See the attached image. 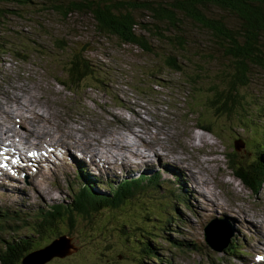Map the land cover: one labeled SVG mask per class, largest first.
Listing matches in <instances>:
<instances>
[{
  "label": "rangeland",
  "instance_id": "1",
  "mask_svg": "<svg viewBox=\"0 0 264 264\" xmlns=\"http://www.w3.org/2000/svg\"><path fill=\"white\" fill-rule=\"evenodd\" d=\"M34 1L37 4L32 8L15 1L0 3V7L15 12L5 14L0 19V90L6 87L3 76L14 79L17 74L22 79H35L32 86L25 84L13 91H2L0 100L4 101H0V110L7 103L15 104L18 110H23L24 105V109L31 114L30 121H33L26 124L28 134L25 137L38 139L48 135L51 121L62 112L64 99L66 103L70 101L65 88L54 79V74L63 69L73 52L84 50L83 55L94 67L93 74L109 88L107 92H100L86 83L78 87L75 99L88 106L90 118L80 123V128L67 127V135L80 134L78 147H86L90 157L88 146L92 145L94 148H108V155L121 154L120 164L125 162L130 165L131 158L135 161H131L132 165H139L135 172H131L134 177L144 172L162 173L159 187H138L136 196L127 199L124 205L104 207L92 213L90 218L76 219L78 223L70 230L71 240L67 239L70 249L62 258L48 264H54L56 260H63L61 264H159V261H152L146 255L141 262L139 248L145 244H150L162 260L172 259L170 264L253 263L258 251L262 252L257 240L264 237V186L258 194H254L236 183L230 176V170L225 167V156L233 152L244 165L252 163L258 156L264 160V148L258 152V142L264 144V76L253 78L254 83L250 88L236 84L235 90L243 98L242 106L231 111L230 116L223 112L221 117H217L208 103L221 91V96L226 95L232 78L228 75L230 68H227L229 64L226 59L216 52L209 34L203 30L186 23L184 52L174 43L149 39L153 52L146 53L122 44L114 37L100 34L90 14L75 13L64 20L52 11L39 9L41 3L47 6L46 0ZM61 42L66 47L63 50L57 46ZM9 45H16L15 49H22L20 51L28 57L20 60L21 63L14 61L6 54ZM165 53L179 57L180 72L164 67ZM201 56L205 57L204 62ZM198 67L206 70L196 72ZM155 84L163 87H154ZM60 94L62 98L58 97ZM166 95L168 98L163 99ZM116 97L123 105L126 103L135 115L134 119L130 117L133 119L130 124L123 127H120V123L116 126L117 120L126 122L114 109ZM104 102H110L111 107L103 106L101 111L97 105ZM41 110L47 114L42 120L39 118ZM144 110L158 116L159 111H166L169 116L163 117V124L158 126L153 120H143ZM171 118L175 121L172 122ZM0 124L5 126L2 117ZM200 127L205 132H199ZM208 128L210 131H206ZM135 130L149 144L133 145ZM124 131L127 134L123 136L121 133ZM115 136L117 140L113 146L107 145L111 140L109 138ZM128 136H131V140H128ZM139 146L144 149L143 154L138 151ZM235 147H240V150L235 151ZM180 149L181 153H177ZM204 156L210 159H202ZM165 157L169 160L177 158L182 167H189L196 175L197 182L208 180V186L203 187L204 192L191 183L194 197L188 195L180 174L163 167L166 166L164 164L169 165L167 161L164 163ZM111 162L115 163L116 160L106 158L108 168L104 167L99 175H92L97 183L102 180V184L106 185L108 176L121 180L130 178L113 175ZM121 167L125 170L124 166ZM39 173L45 177L46 187L42 183L34 187L28 183L12 193L0 190V210L3 211L0 213V247H4L6 241H18L28 236L31 231L27 223L35 222L40 212L52 203L67 204L71 201V193L62 184L60 172ZM73 173L74 167L67 164V180L69 174ZM217 181L223 184L219 185ZM104 185L98 188V194L108 195L109 190L103 189ZM14 187L17 185L13 184ZM178 195L186 205L179 204ZM221 215L228 217L224 219L235 226L237 234L234 244L224 253L217 254L204 246L203 226ZM172 216L174 218L170 225L161 231L158 226L165 225L163 218ZM256 229L260 230L262 236L255 233ZM151 233L157 236L154 238ZM171 240H188L197 247L181 251L169 244ZM106 246L109 247L103 250ZM99 251L103 254L98 255ZM242 253L248 256L242 257ZM78 259L81 260L79 263Z\"/></svg>",
  "mask_w": 264,
  "mask_h": 264
},
{
  "label": "trees",
  "instance_id": "2",
  "mask_svg": "<svg viewBox=\"0 0 264 264\" xmlns=\"http://www.w3.org/2000/svg\"><path fill=\"white\" fill-rule=\"evenodd\" d=\"M6 1L26 4L30 8L37 4L34 0H2L0 3ZM46 2L47 6L45 3H41L42 7L39 9L52 11L64 20L75 13L90 14L96 30L100 34L114 37L122 44L134 46L146 53L153 52L149 39L164 41L168 44L174 43L181 52H184L187 43L184 33L186 23H191L209 34L212 46L229 64L227 65V68H230L228 75L232 78V83L227 86V91H225L226 95L221 96L223 93L221 91L215 94L213 100L208 103L217 117H221L223 112L230 116L231 111L242 106L243 98L235 90L236 84L250 88L254 83L253 78L258 75L264 76V0H46ZM9 13L14 14L15 12L12 9L0 7V19ZM145 18L148 19L145 20ZM16 40L19 42L18 38ZM15 46L9 45L6 54L14 61L21 63L20 60L27 58L28 55L20 51L22 49H15ZM57 46L62 50L66 48L64 42ZM83 51L73 52L70 59L65 61L63 69L54 74V79L67 90L70 98L76 102L81 101L75 97L77 96L76 90L83 83L92 85L93 89L100 92H107V88H109L105 82L93 74L92 68L94 67L83 55ZM178 59L179 57L176 55H166L165 53L163 65L169 70L180 72L182 68ZM201 60L204 62L206 59L201 56ZM205 70V68H196V72ZM154 87L162 88L163 85L155 84ZM115 102L119 104L117 97ZM242 111H244V107ZM206 131H210V129L208 128ZM235 156L232 154L229 158L230 165L232 163L237 165ZM256 161L260 163L258 166L264 167L263 159L257 157ZM239 175L253 189L259 187L263 182L242 171ZM150 180L152 181L153 178ZM132 195L129 185H125L123 182H119L118 189L113 193L110 190L108 195H101V193L97 195L91 189H85L69 204L50 207L43 214L35 237L38 240L44 239L46 244V241L53 240L52 233L60 224L65 230L64 235L67 233L71 235L70 230L78 223L76 219L90 218V216H86L97 213L104 207L117 208ZM157 220L162 221L160 218ZM158 228L161 231L164 230L162 225H159ZM124 233L127 234V232ZM151 235L157 236L153 233ZM168 242L178 250H181L182 247L187 248L178 240ZM33 244L32 238H21L14 244L5 242L4 248H0V264H19L22 252H29L33 248ZM187 245L192 246V244ZM108 247H104L103 250ZM142 250L143 252H141ZM150 252V244L139 248L141 262L144 255L150 260L154 259ZM102 254L101 251L98 252V255ZM80 261L78 259L77 263ZM62 262L63 260H56L54 264Z\"/></svg>",
  "mask_w": 264,
  "mask_h": 264
},
{
  "label": "bare ground",
  "instance_id": "3",
  "mask_svg": "<svg viewBox=\"0 0 264 264\" xmlns=\"http://www.w3.org/2000/svg\"><path fill=\"white\" fill-rule=\"evenodd\" d=\"M8 95V94H7ZM35 98V97H34ZM30 102L32 101V98H31V100H29ZM19 103L22 105L23 103L21 102V100L19 101ZM29 106H30V104H29ZM24 108H26L24 105H22V109H24ZM30 111V110H29ZM36 111V110H35ZM34 113V112H33ZM37 114V113H36ZM39 118H40V120H42L43 119V116L42 115H40L39 114ZM30 122H33V121H29V123ZM49 124V123H48ZM36 125V124H35ZM47 127H48V125H47ZM167 127H169V126H167ZM49 128V127H48ZM171 128V127H170ZM172 129V128H171ZM171 132H173V130L171 131ZM133 133V132H132ZM135 134H133L134 136L132 137L133 139H134V144L133 145H136V144H139V143H143V144H149V143H147L145 140H144V138L142 137V136H140V135H138V133H137V131L135 130V132H134ZM146 133H148V132H146ZM150 133V132H149ZM46 134V133H45ZM123 136L125 135V134H123V133H121ZM165 134H167L166 132H165ZM172 136H173V134H171ZM25 139H28L27 137H24ZM147 138V137H146ZM173 138H174V136H173ZM109 139H111V140H109V143H107V145H109V146H113V143H114V141H116L117 140V136H115L114 138H109ZM82 146V145H81ZM85 150H86V147H84V146H82ZM89 147V149H90V152H91V156H93V157H95L96 155H97V152H95V150H94V147L92 146V145H89L88 146ZM149 148V147H148ZM156 148H157V151H159V147L158 146H156ZM189 150V149H188ZM121 154H117V153H111V154H109L108 156H106V158L107 159H111V160H113V161H120L121 160ZM127 157H128V155H127ZM123 158V157H122ZM143 158L145 159L146 158V156H143ZM130 160V165L129 164H127V163H125V162H122L121 164H120V166H124L125 167V170H127V171H130V170H135L137 167L136 166H134V165H132V162H134L135 163V161H132V159L130 158L129 159ZM132 161V162H131ZM147 160H145L144 162H146ZM168 162L169 163V165H167V164H164V165H166V166H169V167H171V168H173V169H175L179 174H180V176H181V178H182V180H183V182H184V184H185V188H186V190H187V194L188 195H192L191 194V189H190V186H191V183L192 184H196V185H198V187H199V189L200 190H202L203 191V187H204V185H205V188H206V186H208V180H206V179H204L203 180V183L200 181V182H197V177H196V175L194 174V172L189 168V167H186L185 168V166L184 167H182L181 165V163H179V161L177 160V158H173V160H169V158H166L165 157V159H164V163L165 162ZM171 161V162H170ZM184 162V161H183ZM203 162V161H202ZM112 163V162H111ZM171 164V165H170ZM184 164V163H183ZM110 170H111V168H109ZM172 170V169H171ZM192 187V186H191ZM209 190V189H208ZM204 192V191H203ZM198 195H200V194H198ZM193 196V195H192ZM194 197V196H193ZM195 199V198H194ZM192 201V200H191ZM193 202V201H192ZM195 202V201H194ZM254 228H256V225H255V227ZM160 231V230H159ZM163 231V230H162ZM257 235H259V236H262V233L260 232V230L259 229H256V232H255ZM160 239H162V238H160ZM165 240V239H164ZM162 242V241H161ZM158 246V245H157ZM46 247V246H45ZM70 249V245H69V243H68V241H67V239L65 238V237H62V238H60V239H58V240H56V241H54L51 245H50V247L48 248V249H46L42 254H40V255H37V254H35V255H32L30 258H28V261L30 262V263H33V264H37L38 262H36L35 260H33V259H38V258H41V257H44V256H46V255H53L54 257H62V256H64L66 253H67V251ZM159 250V249H158Z\"/></svg>",
  "mask_w": 264,
  "mask_h": 264
},
{
  "label": "water",
  "instance_id": "4",
  "mask_svg": "<svg viewBox=\"0 0 264 264\" xmlns=\"http://www.w3.org/2000/svg\"><path fill=\"white\" fill-rule=\"evenodd\" d=\"M210 223H212V225H213V221H211ZM211 227V226H210ZM204 237L205 238H207V239H209V242L211 243V245H212V247H214V248H216V249H218V250H221V245L220 244H217L218 243V240H219V238L221 237V235L219 236V234H215V232H214V230H212V227L210 228V230L208 229V228H206V230H205V234H204ZM211 238H213V239H215V243H216V245L214 244V242H212L210 239ZM224 241H225V239H224ZM50 257H54L53 255H46V257H45V259H44V262H46L47 260H49L50 259ZM63 257V256H62ZM62 257H60V258H62ZM44 262H42V263H44Z\"/></svg>",
  "mask_w": 264,
  "mask_h": 264
}]
</instances>
